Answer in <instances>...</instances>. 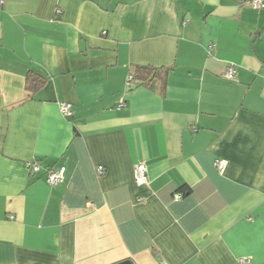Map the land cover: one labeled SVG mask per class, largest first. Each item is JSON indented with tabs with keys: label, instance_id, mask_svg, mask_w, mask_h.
Returning a JSON list of instances; mask_svg holds the SVG:
<instances>
[{
	"label": "crops",
	"instance_id": "obj_1",
	"mask_svg": "<svg viewBox=\"0 0 264 264\" xmlns=\"http://www.w3.org/2000/svg\"><path fill=\"white\" fill-rule=\"evenodd\" d=\"M262 4L3 0L0 264H264Z\"/></svg>",
	"mask_w": 264,
	"mask_h": 264
},
{
	"label": "built area",
	"instance_id": "obj_2",
	"mask_svg": "<svg viewBox=\"0 0 264 264\" xmlns=\"http://www.w3.org/2000/svg\"><path fill=\"white\" fill-rule=\"evenodd\" d=\"M251 6L255 9H259L262 7V0H249ZM3 4V0H0V5ZM222 76L226 79H233L235 77V69L232 66L226 68L223 72ZM123 102L118 104V107L122 106ZM59 108L61 113L64 116L71 115V104L69 102H60ZM217 169L222 172L224 169L225 162L224 160L217 158L214 161ZM29 170L33 173L40 171V166L37 162L28 161L26 163ZM98 170L101 171V167H98ZM46 173V181L50 185H54L57 183H61L64 181L65 176V166L60 165L57 167H49L45 170ZM134 180L138 184H142L147 182V174H146V165L143 161H139L134 165ZM247 260H242L241 264H245Z\"/></svg>",
	"mask_w": 264,
	"mask_h": 264
},
{
	"label": "trees",
	"instance_id": "obj_3",
	"mask_svg": "<svg viewBox=\"0 0 264 264\" xmlns=\"http://www.w3.org/2000/svg\"><path fill=\"white\" fill-rule=\"evenodd\" d=\"M133 79H135V80H136V79H139V80H141V81L144 82V83H148L147 78H146V79H144V78H134V77L132 76V80H133ZM43 85H44V80H43V78H41V77H39V76H35L34 74L27 76V79H26V87H27L30 91L34 92V91L40 89ZM178 191H180V192H184V193H185V188H184V187L179 188ZM184 193H183V194H184Z\"/></svg>",
	"mask_w": 264,
	"mask_h": 264
},
{
	"label": "water",
	"instance_id": "obj_4",
	"mask_svg": "<svg viewBox=\"0 0 264 264\" xmlns=\"http://www.w3.org/2000/svg\"><path fill=\"white\" fill-rule=\"evenodd\" d=\"M114 264H131V262L129 260H123Z\"/></svg>",
	"mask_w": 264,
	"mask_h": 264
}]
</instances>
